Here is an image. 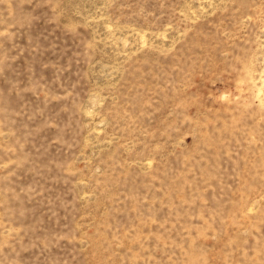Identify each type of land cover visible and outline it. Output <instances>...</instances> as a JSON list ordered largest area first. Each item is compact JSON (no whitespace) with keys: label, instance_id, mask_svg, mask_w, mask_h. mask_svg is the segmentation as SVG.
I'll return each instance as SVG.
<instances>
[{"label":"rangeland","instance_id":"1","mask_svg":"<svg viewBox=\"0 0 264 264\" xmlns=\"http://www.w3.org/2000/svg\"><path fill=\"white\" fill-rule=\"evenodd\" d=\"M0 264H264V0H0Z\"/></svg>","mask_w":264,"mask_h":264}]
</instances>
